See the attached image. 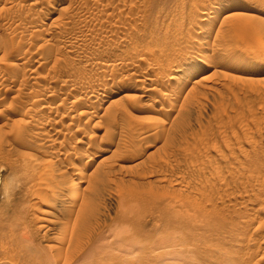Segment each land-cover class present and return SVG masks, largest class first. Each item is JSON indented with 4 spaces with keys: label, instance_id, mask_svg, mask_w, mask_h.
Returning a JSON list of instances; mask_svg holds the SVG:
<instances>
[{
    "label": "rangeland",
    "instance_id": "1",
    "mask_svg": "<svg viewBox=\"0 0 264 264\" xmlns=\"http://www.w3.org/2000/svg\"><path fill=\"white\" fill-rule=\"evenodd\" d=\"M263 57L264 0H0V264H264Z\"/></svg>",
    "mask_w": 264,
    "mask_h": 264
},
{
    "label": "bare ground",
    "instance_id": "2",
    "mask_svg": "<svg viewBox=\"0 0 264 264\" xmlns=\"http://www.w3.org/2000/svg\"><path fill=\"white\" fill-rule=\"evenodd\" d=\"M206 20H207V19H205L204 17L201 19L202 23L206 22ZM188 49H189V48H188ZM203 59H204V58H203ZM256 61H257L259 64H264V57H263V58H258ZM100 66H101V65H99V67H100ZM179 70H180V69H179ZM180 71H181V70H180ZM174 74H176V73H174ZM171 76H172V77H170V81L176 79L175 77H174V79H173V74H172ZM149 81H150V80H149ZM149 81H148V82H149ZM138 82H140V81H138ZM173 82H174V81H173ZM151 90L153 91V88H152ZM182 91H183V87L180 88L179 91H177V93H176V95L174 96V98H175V99H176V98L178 99V97H179V95H180V93H181ZM111 94H112V93H111ZM151 130H152V129H151ZM111 134H112V133H111ZM120 147H121V146H120ZM108 148H109V147H108ZM109 149H110V148H109ZM103 151H104V154H107L110 150H104V149H103ZM102 153H103V152H102ZM94 157L96 158L97 156H94ZM103 159H104V158H103ZM107 160H108V159H107ZM91 161H92V159H89L87 165H89V163H90ZM102 161H103V160H102ZM103 162H104V161H103ZM99 163H101V161H100ZM85 167H86V165H85ZM83 169H84V167H83ZM42 172H45V171L43 170ZM82 172H83V171H81L80 173H82ZM78 173H79V172H78ZM80 173H79V174H80ZM40 175H45V173L40 174ZM40 175H39L38 177H40ZM46 175H49V173H47ZM41 178H42V177H41ZM45 178L47 179L46 176L43 177V179H42V180H43V183H42V184H44L45 181H47V182L50 181V180H48V179L44 181ZM48 178H49V177H48ZM66 180H67V179H66ZM66 180H65V181H66ZM68 180H69V179H68ZM81 180H82V179H81ZM81 180H80V182H81ZM83 180H84V179H83ZM86 180H87V179H86ZM86 180H85V181H86ZM70 181H71V180H70ZM87 181H88V180H87ZM37 182H38V181H37ZM40 182H41V181H40V178H39V183H40ZM80 182H79V183H80ZM82 182H83V181H82ZM88 182H89V181H88ZM88 182H87V183H88ZM68 183H69V182H68ZM72 183H73V182L70 183V186H69V187H68V185H67L66 187H68L69 189H77V187H75L76 184L73 185V186H71ZM79 183H78V184H79ZM83 183H84V182H83ZM85 183H86V182H85ZM40 184H41V183H40ZM46 184H47V183L45 182L44 185H46ZM66 184H67V181H66ZM44 185H42V186H44ZM64 185H65V184H64ZM39 186H41V185H39ZM61 186H62V185H61ZM55 187H56V186H55ZM57 187H58V186H57ZM66 187H65V188H66ZM70 187H71V188H70ZM72 187H73V188H72ZM74 187H75V188H74ZM37 188H38V187H37ZM42 188H43V187H41V189H42ZM65 188H63V189H65ZM68 188H67V189H68ZM39 189H40V188H38V190H39ZM44 189L46 190V189H48V188L45 187ZM54 189H55V188H54ZM54 189H53V190H54ZM58 189H60V191H59ZM58 189H56L57 192H62V191H63V190L61 191V187H59ZM45 190H43V192H44ZM56 190H54V191L56 192ZM39 191H42V190H39ZM39 191H38V192H39ZM47 191H48V190H47ZM47 191H45V192H47ZM54 191H53V192H54ZM43 192H41V193H43ZM48 192H49V194H50V193H51V190L48 191ZM55 192H54V193H55ZM57 192H56V193H57ZM63 192H64V191H63ZM39 193H40V192H39ZM39 193H38V194H39ZM41 193H40V194H41ZM54 193H53V194H54ZM69 193H70V192H69ZM69 193H68V195H69ZM49 194H48V195H49ZM53 194H51L50 196H52ZM58 194L61 195L62 193H58ZM65 194H66V193H65ZM72 194H73V192H71V195H72ZM42 195H43V194H42ZM42 195H41V196H42ZM60 195H58V196H60ZM71 195H69V196H71ZM74 195H76V192H74ZM50 196H49V197H50ZM53 196H54V195H53ZM56 196H57V195H56ZM58 196H57V197H58ZM38 197H39L40 201H42V200H41L42 198H43V200H44V199L47 198L48 196H47V197H44V195H43L42 197H40V196L38 195ZM49 197H48V199H50ZM57 197H56V198H57ZM65 197H66V196H65ZM67 197H68V196H67ZM54 198H55V197H54ZM56 198H55V199H56ZM58 198H59V197H58ZM62 198L64 199L63 196H62ZM76 198H77V197H76ZM76 198H75V199L73 198V199H74V203H75ZM36 199H37V197H36ZM59 199H60V198H59ZM59 199H57V200H58V201H61V200H59ZM63 199H62V200H63ZM51 200H53V199L51 198ZM64 200H65V199H64ZM71 200H72V199H71ZM45 201H46V200H44V202H45ZM49 202H50V201H49ZM49 202H48V203H49ZM55 202H56V201H55ZM55 202H54L53 204H51V206H50L48 203H47V205H49V207L51 208V207L54 206L56 203H58V202H56V203H55ZM62 202H63V201H62ZM67 202H68V201H67ZM59 203H61V202H59ZM70 203H72V202H70ZM74 203H73V204H74ZM42 204H43V203H42ZM45 204H46V203H45ZM45 204H43V205H45ZM64 204L66 205V203H64ZM67 204H68V203H67ZM60 205H63V203H61ZM60 205H59V206H60ZM65 205H64V206H65ZM68 205H69V204H68ZM71 205H72V204H71ZM69 206H70V205H69ZM69 206H68V207L66 206V207L69 208ZM55 207H57V206H55ZM71 207H72V206H71ZM59 208H61V207H59ZM64 208H65V207H64ZM72 208H73V207H72ZM52 209H54V208H52ZM56 209H57V208H56ZM68 211H69V210H68ZM73 211H74V209H73ZM78 211H79V210H78ZM71 212H72V211L70 210L69 213H68L67 215H71ZM74 212H75V211H74ZM76 212H77V210H76ZM72 213H73V212H72ZM77 213H78V212H77ZM64 214H65V213L63 212V215H64ZM78 214H79V213H78ZM78 214H76V218L78 217V216H77ZM64 217H65V219H66V215H65ZM71 217H72V216H71ZM62 218H63V217H62ZM67 218L70 219V217H67ZM63 219H64V218H63ZM48 220H49V219H48ZM48 220H46V218H45V219H43V222H47V224L50 225L51 223H49ZM66 220H68V219H66ZM82 220H83V219H82ZM51 221H52V220H51ZM61 221H62V220H61ZM61 221L59 220V222L61 223V224H59V227H60V225H62V223H64V222H61ZM63 221H65V220H63ZM69 221H70V220H69ZM39 222L43 223L42 220L39 221ZM76 222H77V221H76ZM44 224H45V223H44ZM42 225H43V224H42ZM44 226H45V225H43V227H44ZM41 227H42V226H41ZM50 228H51V227H50ZM40 229H43V228H40ZM44 229H48V230H49L48 226H45ZM74 229H75V227H74ZM46 231H47V230H46ZM47 232H49V231H47ZM93 246H96V245L94 244ZM93 246H92V247H93ZM50 247H51V246H50ZM52 248H53V247H52ZM52 248H51V249H52ZM96 248H97V247H96ZM54 249H55V248H53V250H54ZM92 249H94V248H92ZM92 249H91V250H92ZM98 249L100 250V248H97V250H98ZM97 250H96V251H97ZM101 250H102V249H101ZM94 251H95V250H94ZM88 252H90V251H88ZM85 253H87V252H85ZM92 253H93V251H92L90 254L92 255ZM105 253H106V252H105ZM93 254H94V255L96 254V256H97L98 253H97V252H96V253L94 252ZM102 254H103V253H102ZM88 255H89V253H87L86 255H84V253H83V256H85V260H86L87 263H85V262L82 260L83 257H81V260L78 261L79 258H77V260H76L77 262H75V263H73V264H76V263H77V264H78V263L80 264L81 261H83L85 264H88V263H89V260H88V259H90V261H91L92 258H94V257H95L96 259H97V258H101V259H103V258L106 257L108 254H107V255L104 254L105 256H102V257H98V256L96 257V256L93 255L94 257L92 256V258H90L91 255H89V257H88ZM86 256H87V257H86ZM77 257H78V256H77ZM107 257H108V256H107ZM107 257H106V258H107ZM109 257H110V255H109ZM109 257H108V258H109ZM115 257H116V256H115ZM86 258H88V259H86ZM95 258L93 259V261H95ZM106 258H105L104 260H101V259H97V260H98V261H101V262H99V263H101V264H102V261H105V260H106L107 263H105V264H108V261H107L108 258H107V259H106ZM111 258H112V260H113V256L110 257V259H111ZM110 259H108V260H110ZM53 260H55V258H54ZM87 260H88V261H87ZM93 261H91V263H89V264H97L96 262H98V261H95V263H92ZM110 262H113V261H110ZM103 263H104V262H103ZM82 264H83V263H82Z\"/></svg>",
    "mask_w": 264,
    "mask_h": 264
}]
</instances>
